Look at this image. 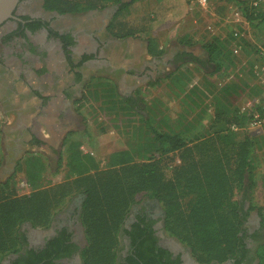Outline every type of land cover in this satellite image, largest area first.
I'll return each instance as SVG.
<instances>
[{
	"label": "rangeland",
	"instance_id": "374dc122",
	"mask_svg": "<svg viewBox=\"0 0 264 264\" xmlns=\"http://www.w3.org/2000/svg\"><path fill=\"white\" fill-rule=\"evenodd\" d=\"M245 1L251 2L250 5L254 8L258 7V11H264V0H260L257 6H253L254 0H207L205 6L199 5L197 0H137L123 10H119V4H111L88 15L82 12L74 20L65 21L64 24L76 23L79 28L87 30L103 25L102 31H97L101 39L95 40L99 42V48L106 41L109 44L102 48L99 58L101 60L87 64V72H93L91 77H95L82 81L83 86L82 83L78 85V93L73 98L56 106L49 124L46 121H44L46 124L42 122L41 113L34 119L23 115L21 124L24 127L21 129L19 120L14 117V109L18 102L15 94L19 86L14 85L10 95L8 84L4 81L0 83V181L8 179L6 192L18 196L26 195L33 188L26 182L21 172L15 171V161L26 151H35L43 157L45 171L39 180L41 186L62 181L67 174L66 168L63 161L61 164L57 161L62 150V138L68 131L75 132L73 137L80 140L81 150L90 153L100 167L104 165L110 153L123 149H128L135 160L142 161L143 150L151 145L152 131L146 128L141 115L124 108L120 101L121 97L131 96L138 101L137 107L144 109L143 114L146 109L150 110L151 127L159 131H164L166 127L178 131L189 125L191 134L207 133V124L211 121L214 111L212 107H207V111L203 110V107L206 108L205 103L209 102L211 106L215 103L216 107H226L230 104L229 108L240 109L245 106L251 99L250 93H253L249 92L248 87L253 85H259L261 89L264 87L259 83L261 75L257 73L255 77L247 73L249 68L252 70L264 68V56L255 52V49L263 47L264 44V24L252 26L244 20L239 3L244 4ZM235 32H238V36L244 39L246 44L239 47L237 54L233 56V64L222 66L217 73L213 72V64L208 60L202 43L214 37L235 38ZM180 39H189L188 45L183 44ZM42 41L43 48L52 47L55 52L57 51L55 53L52 50L54 54L50 56L58 59L60 57L58 43L53 39ZM77 41V49L80 52L90 50L96 43L87 39L86 35H81ZM16 44L10 47L13 52H6L8 63L24 72L36 69L39 75L42 74L40 64L43 60H40L41 62L37 60L43 56L47 57L42 53L29 54L25 51L26 47H21L20 43ZM149 44L155 53L160 50H163V53L155 56L149 52ZM21 50V53H17ZM184 52L194 56L196 61L180 62L183 60L180 55ZM154 58L160 60L158 69L161 71L154 79L162 77L164 72L168 74L176 69L181 70L183 73L181 79L186 83L183 91L178 90L183 87L177 82L180 78L171 77L169 87L166 86L165 79L158 80L155 85L146 84L145 77L149 76L146 72L156 65L153 62ZM105 67L109 70L108 73ZM55 69L61 70L62 65L59 66L57 62ZM110 69H113L112 74ZM50 70L53 72L52 67ZM135 70L139 74H135ZM44 75L46 74L41 75L42 78ZM148 79L153 81L152 77ZM208 83L211 86L207 85ZM193 85H196L198 96L193 95L192 98L182 96L183 92ZM221 87H224L222 93L231 95L228 98L230 103L215 95ZM199 91H205L207 96H200ZM254 93L264 98V90H256ZM246 131L253 136L264 137L263 127ZM32 133L42 142L41 146L29 145L27 139ZM253 159L255 185L246 193L247 195L238 192L234 195L241 211L245 213L242 226L245 240H248V229L260 223L256 211L264 216V146L255 151ZM178 162L175 154H167L163 160V171L166 176L169 175L171 167ZM77 198L79 197L70 198L54 215L63 216ZM249 206H252L253 210H248ZM22 228L21 226L20 230ZM74 238L82 239L79 226ZM259 240L256 253L262 263L264 223Z\"/></svg>",
	"mask_w": 264,
	"mask_h": 264
},
{
	"label": "trees",
	"instance_id": "16d2710c",
	"mask_svg": "<svg viewBox=\"0 0 264 264\" xmlns=\"http://www.w3.org/2000/svg\"><path fill=\"white\" fill-rule=\"evenodd\" d=\"M134 1L137 0H44V7L58 13H82L111 4H119V10H123ZM239 4L245 21L252 26L264 24V11L252 7L251 2ZM2 41L6 42L8 39ZM180 41L188 45L189 39ZM245 44L240 36H232L231 39L214 37L202 43V47L213 64V72L217 73L222 66L233 64V45L241 47ZM66 46L67 43L63 48ZM263 47L255 49L256 54L264 56ZM148 50L155 56L163 53V50L156 53L152 51L150 44ZM65 53L68 54L69 51L65 49ZM180 56L182 63L196 61L194 56L186 52ZM87 58L89 56L83 57V60ZM177 70L161 79L167 80L165 84L169 87L171 77L180 78L177 82L183 87L178 90L183 91L186 83L181 79V70ZM247 73L256 77L251 68L247 69ZM157 81L158 79L150 84L154 85ZM207 85L211 86L210 83ZM223 88H219L215 95L230 103L228 98L231 95L222 93ZM248 88L253 93L264 90L259 85ZM253 93H250L251 98L259 97L264 104V98ZM199 94L207 96L205 91H199ZM193 95H197L196 85L182 94L190 98ZM120 101L124 108L141 115L146 128L152 131L151 145L143 150L142 161L135 160L128 149H123L110 153L100 167L90 153L81 150L80 140L73 137L75 132L68 131L62 138V150L57 161L60 164L64 162L67 174L60 182L41 186L39 180L45 171L43 157L35 151L24 152L15 161V171L23 174L26 182L33 187L32 190L26 195H14L6 192L8 179L0 181V261L6 255L20 250L24 243L20 230L22 225L47 227L55 212L65 202L81 195L79 222L85 240L80 252L82 264H116L123 221L131 206L143 196L158 201L164 212V231L188 247L199 264L222 263L230 258H234L236 264H239L246 251L242 234L245 213L241 211L234 195L237 192L247 195L255 185L253 157L255 151L264 146V137L253 136L244 127L252 112H260L263 110L262 106L241 111L238 107L229 108L230 104L216 107L215 103L211 106L207 102L206 108L202 109L207 111V107H212L214 111L207 124V133L191 134L189 125L178 131L169 127L159 131L151 127L150 110L146 109L143 114L144 109L137 107L138 101L131 96L121 97ZM203 110L200 111L205 112ZM231 124L242 129L232 130L229 127ZM29 145L41 146L42 142L32 135ZM169 153L175 154L179 162L171 167L166 176L163 160ZM248 210H253V207L249 206ZM256 212L260 226L263 227L264 216L261 212ZM70 235L71 232L65 240ZM63 246L68 249L70 245L63 243ZM55 254L53 258L60 257L61 253ZM27 258V264H54L52 256H44L34 250L29 251ZM142 262L139 261V264H150L145 258ZM156 264L168 263L158 261Z\"/></svg>",
	"mask_w": 264,
	"mask_h": 264
},
{
	"label": "flooded vegetation",
	"instance_id": "af4514ba",
	"mask_svg": "<svg viewBox=\"0 0 264 264\" xmlns=\"http://www.w3.org/2000/svg\"><path fill=\"white\" fill-rule=\"evenodd\" d=\"M96 11V9L89 10L86 14ZM79 14L48 10L44 7V0H18L12 11L13 17L0 24V83L4 81L8 84L10 95H12V87L19 86L15 94L18 102L14 113L17 116L28 115L30 119H34L41 113L42 122L46 121L49 124L50 116L56 111V106L73 98L78 93V85L93 74V72H87V64L101 60L99 59L101 58L100 52L109 42H104L101 48L98 47L99 42H96L97 39H101L97 31H102L103 25L87 30L79 28L76 23L64 24L65 21L74 20ZM7 35H10L9 38L6 37ZM81 35H86L87 39H91L93 43L96 42L93 48L81 52L77 49V39H80ZM2 39H8V41L3 42ZM42 39L55 40L59 45L58 53L61 58L55 60L52 57L53 60L50 59L52 47L43 48ZM16 43H20L21 47H26L25 51L29 54L42 53L48 58L43 56L37 60L38 62L43 60L40 64L42 74L39 75L36 69H28L24 72L8 63L6 52H13L14 50L10 47L17 45ZM65 43H67L65 49L69 51L68 54L63 48ZM21 52L22 50L17 53ZM85 56L89 58L83 60ZM57 62L59 66L62 65L59 71L55 69ZM51 67L53 72L50 70ZM106 71L109 72L108 69ZM110 73H113V69H110ZM43 74L46 75L42 78ZM32 135H29L28 143ZM76 196L79 198L73 200L71 207L63 216L54 215L47 227L33 228L29 224L22 225L24 243L18 252L6 255L0 264H13L14 262L27 264L30 250L41 252L44 256H52L51 260L54 264H82L80 252L85 244L79 222L82 197L81 195ZM163 220L164 212L156 199L143 196L139 202L133 204L119 233L120 246L117 251L116 264H139V261H144V258L150 264H156L158 261L168 264H199L188 247L164 231ZM78 226L81 228L82 239L74 238ZM261 230L263 227L260 223L248 229V240L243 238L246 251L239 264H260L261 260L256 250L260 244ZM69 232L71 235L68 240H65ZM62 241L70 245L68 249L64 248ZM57 252L61 253L60 257L53 258ZM207 264H236V262L234 258H230L222 263Z\"/></svg>",
	"mask_w": 264,
	"mask_h": 264
},
{
	"label": "built area",
	"instance_id": "2783aa9c",
	"mask_svg": "<svg viewBox=\"0 0 264 264\" xmlns=\"http://www.w3.org/2000/svg\"><path fill=\"white\" fill-rule=\"evenodd\" d=\"M260 0H254L252 2L253 6H257L258 2ZM197 3L201 6H205L207 5V0H197ZM234 36L237 37L238 36V32L234 33ZM239 47L236 45H233V52L235 54H237ZM264 68H256L253 69V72L255 73L256 77H257V73L261 76H259V83L264 85ZM261 73V74H260ZM260 105L262 106V109L260 112L257 111H253L252 112V116L250 117V119L248 120V122L245 125V130H249L252 128H256V127H264V104L262 103V100L259 97H255V98H251L247 101V103L245 104V106H243L241 108V111H246L248 109H250L251 107ZM230 129L232 130H238V129H242V127H238L235 124H231Z\"/></svg>",
	"mask_w": 264,
	"mask_h": 264
},
{
	"label": "crops",
	"instance_id": "0c3cea01",
	"mask_svg": "<svg viewBox=\"0 0 264 264\" xmlns=\"http://www.w3.org/2000/svg\"><path fill=\"white\" fill-rule=\"evenodd\" d=\"M179 31L180 32H183V34H186V32L185 31H182L181 29H179ZM51 50H53L54 51V48H52ZM53 51L51 52V54L50 55H52V54H54L53 53ZM52 57H50V59H51ZM155 59V58H154ZM52 60H53V58H52ZM153 62H154V64H156V65H154L153 67H151V69L149 70V71H147L146 73L149 75V76H147V77H145L146 79L145 80H147L146 81V84L148 85V84H150L151 82H153L154 80H156V79H154L155 78V76L157 75V73H160L161 71H160V69H158V66H159V63H160V60H153ZM156 69V70H155ZM141 72V71H140ZM134 73L135 74H139V72L138 71H134ZM166 72H164L162 75L163 76H165L166 74H165ZM145 75V74H144ZM162 76V77H163ZM149 77H152L153 78V81H150L148 78ZM162 77H160V78H158V80H161V78ZM155 85V84H154ZM4 115H6L7 116V114H4ZM14 117H16L17 118V120H19V127L21 126V129L24 127V126H22V120H23V118H22V116L20 115V116H17L16 114H14ZM65 135V134H64Z\"/></svg>",
	"mask_w": 264,
	"mask_h": 264
},
{
	"label": "water",
	"instance_id": "95a60500",
	"mask_svg": "<svg viewBox=\"0 0 264 264\" xmlns=\"http://www.w3.org/2000/svg\"><path fill=\"white\" fill-rule=\"evenodd\" d=\"M18 0H0V24L13 17L12 11Z\"/></svg>",
	"mask_w": 264,
	"mask_h": 264
},
{
	"label": "bare ground",
	"instance_id": "6f19581e",
	"mask_svg": "<svg viewBox=\"0 0 264 264\" xmlns=\"http://www.w3.org/2000/svg\"><path fill=\"white\" fill-rule=\"evenodd\" d=\"M45 124H46V122H45Z\"/></svg>",
	"mask_w": 264,
	"mask_h": 264
}]
</instances>
